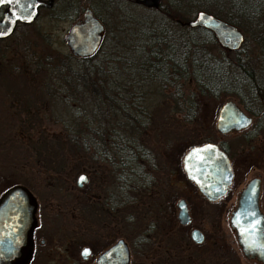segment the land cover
<instances>
[{"label": "flooded vegetation", "instance_id": "obj_1", "mask_svg": "<svg viewBox=\"0 0 264 264\" xmlns=\"http://www.w3.org/2000/svg\"><path fill=\"white\" fill-rule=\"evenodd\" d=\"M41 1L45 4L36 6V11L30 20L21 18L26 15V0H19V3L15 0H12L11 3H0V32L6 33L0 35V80L3 79L2 83L5 79L8 80L9 76L19 75L22 71L24 74L28 71L37 73V17L40 13L51 18L67 17L66 33L74 22L83 19L84 11H89L103 25L99 42L91 52L93 53L99 48L106 28L105 20L95 11L94 3L103 8L113 7L117 10L118 3L121 2V0ZM131 1L152 9L166 2V0H157L156 4L147 5L138 0ZM70 8L76 10V14L63 15V12ZM9 28H11L10 31H8ZM87 28L88 26L85 27V30ZM31 32L35 33L33 47L30 44L32 40L26 35ZM64 35L63 40L67 48L65 54H74L67 46ZM217 44L225 51H233L241 46L242 42L236 48L231 49L223 47L218 42ZM17 71L19 73H13ZM235 94L236 99L226 98L215 107L213 118L208 127L202 125V122H199L196 127L198 140L193 144L212 143L223 154L230 168V178L224 192L214 199L206 198L199 187L186 177L182 169V155L193 144L189 145L183 153L178 151V153L171 154L175 149L171 148V144L163 138L138 139L142 159L139 160V165H134L135 169L131 177L132 188L128 195L130 204L134 207V213L137 212V207L141 203L140 194H146L148 203L145 206L146 217L139 219L137 216L135 218V213V216L132 215L130 219L132 221L130 240L122 235L121 230V217L125 203L123 202L121 184L120 155H102L100 161L92 162L88 168L83 169L86 180L78 186L74 178L77 192L73 191L71 198L66 202L62 195L70 191L71 186L63 177L57 175L53 176V180L45 181L42 185L44 194L37 195L36 159L34 186L31 187L21 182L13 183L26 186L34 198L31 258L36 256L38 260L50 264H106V258L113 255L117 248L116 242L123 239L128 249L126 264H136L134 258L140 260L141 257L150 258L148 263L152 264L155 255H161L162 261L169 264L176 258L177 253H185L184 250L175 252L166 243L172 227L176 225L182 227L191 222L190 203L186 197L182 196L178 198H183L185 201L188 221L186 223L179 222L176 218V210L174 220L170 219V209L173 207V203L170 200L169 187L170 178L175 174H183L193 183L199 203L216 205L217 220V212L224 210L228 226L229 214L237 205L238 195L250 181L258 186L257 207L264 214V93ZM226 100H232L247 116L248 121L245 125L238 128L229 127L226 130L217 128L218 110ZM26 112L24 107H21L16 113L2 111L3 118L0 116V120L6 121L15 114H18V118L21 114L20 119L23 120L22 115ZM235 135L238 136L235 137ZM137 168L141 169L140 180ZM89 182L90 185L85 187L84 185ZM6 188L0 190V195ZM224 198L227 203L222 201ZM176 200L174 202L175 209ZM200 222L202 221L199 220L198 223ZM193 227L198 228L201 232L202 237L198 242L190 238L189 233ZM231 231L233 232L232 229ZM213 233L215 236V231ZM204 234L200 225L191 223L188 236L195 243H200L203 239L206 240L203 242L210 249V264L231 263L234 257L232 249L227 244H225V249L221 246V250L217 249V240L211 237V241L208 243ZM84 250H87L86 255ZM243 257L264 264L254 258Z\"/></svg>", "mask_w": 264, "mask_h": 264}, {"label": "trees", "instance_id": "obj_2", "mask_svg": "<svg viewBox=\"0 0 264 264\" xmlns=\"http://www.w3.org/2000/svg\"><path fill=\"white\" fill-rule=\"evenodd\" d=\"M129 2L133 4L118 3V25L109 30L106 24L93 53L63 58L46 53L41 87L47 98L59 94L67 105L70 123L63 124L64 134L75 159L96 162L102 155H120L125 204L130 202L134 165L142 159L138 139L148 131L158 94L167 96L172 110L191 123L200 96L231 90L264 93V0H166L155 9L145 7L148 13L137 18L133 8L124 6ZM197 9L238 27L241 46L233 51L220 47L222 55L211 54L218 46L213 33L186 22ZM248 37L255 55L243 48ZM184 86H190L186 94Z\"/></svg>", "mask_w": 264, "mask_h": 264}, {"label": "rangeland", "instance_id": "obj_3", "mask_svg": "<svg viewBox=\"0 0 264 264\" xmlns=\"http://www.w3.org/2000/svg\"><path fill=\"white\" fill-rule=\"evenodd\" d=\"M124 6L133 8L135 18L138 15L148 13V10H144L145 7L141 4L129 2L124 3ZM94 8L98 14L103 16L106 24L110 27L108 29L115 30L118 25V11L113 7L103 8L97 3H94ZM71 13L76 14V10L70 8L64 11L63 15L68 16ZM67 26V17L51 18L40 13L37 17V73L28 71L24 74L22 71L19 75L9 76V79H5L3 83V79L0 80V116L3 118L2 111L16 113L21 107L27 111L26 114L22 115L23 120L20 119L21 114L19 118L18 114H15L6 121L0 120V190L14 182H21L33 187L37 159V195L44 194L43 183L53 180V176L57 175L63 177L71 186L70 191L62 195L66 202L71 198L73 191L77 192L74 184L75 175L88 168L92 163L89 159H75V149L64 134L63 124L70 123V112L66 110L67 105L63 99L55 93L49 99L42 92L47 70L42 64L43 57L46 53H51L58 58H63L67 52L63 40ZM26 35L32 40L30 44L33 47L35 33L31 32ZM248 39L243 48L248 50L250 55H255L256 49L253 48V39L250 37ZM209 51L217 56L223 54L220 47L216 45ZM47 78H49L48 75ZM189 87L184 86L183 92L185 93ZM226 98L236 99V94L231 90L230 92L217 93L214 97L200 96L196 109V119L188 123L182 119L180 111L172 110L173 103L168 100L167 96L158 94L155 98L156 105L150 109V125L143 138H163L171 144V148L175 149L171 154L178 153V151L183 153L189 145L198 140L196 127H198L199 122L208 127L213 118L215 107ZM170 181V200L173 203V207L170 209L171 221L175 218L174 202L182 196L186 197L190 203L191 222L182 227L178 225L172 227L166 243L175 252L184 250L185 253H177L176 258L171 260L169 264H210V249L204 244L206 240L203 239L200 243H195L188 236L191 223H197L203 228L208 243H210L211 237L216 239L217 249L221 250V247L225 249V244L232 249L236 258L233 257L229 264H261L255 260H247L241 255L234 234L225 220L224 210L217 212V220L215 216L216 205L199 203L193 183L183 174H175L170 178ZM89 185L90 182L84 186L88 187ZM139 196L141 203L135 212L136 216L133 212L134 207L130 202L123 206L121 230L122 235L128 240L131 239L132 234V221L130 220L132 215L135 218L138 216L139 219L146 217L145 206L148 203V198L146 194ZM222 201L227 203L226 198ZM199 220L202 222L198 223ZM213 231L216 233L215 236H213ZM134 259L136 264H149L150 258ZM28 264L50 263L40 261L36 256H33ZM152 264L167 263L162 261L161 255H155Z\"/></svg>", "mask_w": 264, "mask_h": 264}, {"label": "water", "instance_id": "obj_4", "mask_svg": "<svg viewBox=\"0 0 264 264\" xmlns=\"http://www.w3.org/2000/svg\"><path fill=\"white\" fill-rule=\"evenodd\" d=\"M144 4H156L157 0H138ZM27 19L35 13L36 6L45 4L41 0H26ZM33 17V15H32ZM31 17V18H32ZM82 20L74 22L64 35L69 49L75 55H87L93 51L103 31L102 23L89 11H84ZM189 26L209 29L216 41L226 48H236L243 40L242 32L233 23L198 9L187 21ZM88 28L85 30V27ZM247 116L232 101H224L218 110L217 128L226 130L246 124ZM181 166L186 177L194 182L203 195L214 199L224 192L229 182L230 168L223 154L210 142L189 146L182 155ZM75 175L76 185H81ZM258 186L251 181L240 191L236 207L229 214V226L234 232L236 244L242 255L264 262V214L257 207ZM34 198L20 183L7 187L0 195V264H27L31 258V229L33 226ZM176 218L181 223L188 221V212L183 198L176 200ZM255 225V227H253ZM190 238L198 242L201 232L193 227ZM197 234L200 238H194ZM114 254L106 258V264H126L128 249L123 239L116 242Z\"/></svg>", "mask_w": 264, "mask_h": 264}, {"label": "snow or ice", "instance_id": "obj_5", "mask_svg": "<svg viewBox=\"0 0 264 264\" xmlns=\"http://www.w3.org/2000/svg\"><path fill=\"white\" fill-rule=\"evenodd\" d=\"M5 2H9V3H11L12 0H0V3H5ZM15 2L19 3V0H15ZM32 15H34V13H33V14H30V15H29L28 17H26V18H27V19H31ZM13 23H14V21H13ZM10 30H11V28L8 29V31H10ZM3 34H6V33H5V32H0V35H3ZM85 180H86V177H84V176L79 177V181H80V182H83V181H85ZM253 227H255V225H253ZM194 238L199 239L200 237H199L197 234H194ZM84 254H85V255L87 254V250H84Z\"/></svg>", "mask_w": 264, "mask_h": 264}]
</instances>
